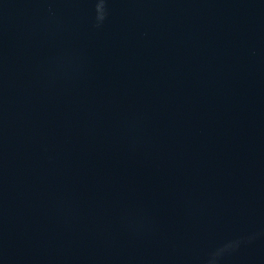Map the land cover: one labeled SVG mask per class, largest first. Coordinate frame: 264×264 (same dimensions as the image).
<instances>
[{
  "label": "water",
  "instance_id": "95a60500",
  "mask_svg": "<svg viewBox=\"0 0 264 264\" xmlns=\"http://www.w3.org/2000/svg\"><path fill=\"white\" fill-rule=\"evenodd\" d=\"M0 264H264V0H0Z\"/></svg>",
  "mask_w": 264,
  "mask_h": 264
},
{
  "label": "clouds",
  "instance_id": "9594fccd",
  "mask_svg": "<svg viewBox=\"0 0 264 264\" xmlns=\"http://www.w3.org/2000/svg\"><path fill=\"white\" fill-rule=\"evenodd\" d=\"M103 7H104V5H103V4L99 5V10H100V11H103ZM100 18H101V19H103L104 17H103V16H101Z\"/></svg>",
  "mask_w": 264,
  "mask_h": 264
}]
</instances>
